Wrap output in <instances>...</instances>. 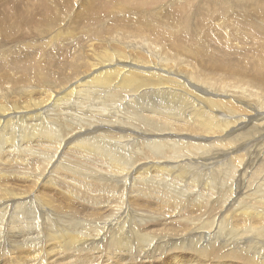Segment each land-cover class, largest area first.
Masks as SVG:
<instances>
[{
  "label": "bare ground",
  "instance_id": "1",
  "mask_svg": "<svg viewBox=\"0 0 264 264\" xmlns=\"http://www.w3.org/2000/svg\"><path fill=\"white\" fill-rule=\"evenodd\" d=\"M219 25L223 27L224 24ZM128 47V44L123 43L120 50H113L114 55L108 50L95 52L90 56L81 51L80 61L85 65L84 68L87 67L88 75L91 77L87 81L78 82L73 88H58L64 94L53 103L51 99L45 101L48 104L52 103L54 111L50 109L43 112L47 115L46 119L31 128L30 136L14 135L9 129L10 126H17L22 117L13 116L8 120L4 119L12 114L17 115L20 112L18 108L21 107L17 104L20 102L19 98L21 100L29 96H20L18 92L17 98L20 96L18 101H12L11 96L16 94L15 90L20 87H13L20 84L19 78L14 77L13 74L0 78V154L9 152V145L14 141L13 148H18L19 153L24 150L27 157L7 155L4 162L32 164L40 148L46 162L39 170L31 171V175L27 177L30 181L28 186L15 187L14 190L1 189L7 196L0 197V264H100L101 262L103 264L120 262L121 264L123 262L209 264L207 263L210 262L209 253L217 248L228 256V259L230 255L237 254L243 257L245 264H264V229L261 226H253L252 223L253 220L264 219V183L258 185L251 194L247 195V192H244L235 199L226 197L232 190L231 184L229 183L227 187L229 194L224 195L222 194L226 190L223 189L224 180L217 178L221 174H233L232 170L237 168L233 166L235 165L233 160L224 162L226 166L223 169L213 164L215 165L213 171L217 176L201 174L208 169L204 162L219 163L226 159L224 157L228 156V151L219 152L216 145L228 139L231 133L244 127L245 121L252 125L251 132L264 131V106L252 105L251 101L249 104L246 102L251 115L244 117L240 113L238 116L239 112L228 108L231 106L227 107L220 100L214 99L215 96L224 95L235 100V96H239L237 90L236 94L234 91L231 92L232 88L229 92H221L208 84L209 81L203 82V85L194 82L192 79L194 73L185 74L184 72L185 76H181L176 69V71L171 70L175 67L166 68L164 64L167 65L170 61L164 63L166 57L159 53L156 45L153 43L149 45L147 37L141 36L138 40V49L148 54L146 59L142 60L135 53L128 52ZM174 50L173 53H176V49ZM160 51L163 52L161 49ZM259 63H261L260 60ZM227 67H224L226 71H228ZM69 72L70 78L87 76L85 70L80 73L81 66ZM249 80H254V83L257 82L264 89L261 79L254 77ZM54 81L48 84H54ZM229 81L226 83L229 84ZM180 87L187 100L182 102L180 114L169 115L170 111L175 110L173 97L177 95ZM240 87L236 86L241 91ZM248 92L247 89L246 93ZM260 93L259 95H262ZM249 95L247 98L251 97ZM246 96L244 95L245 98ZM26 104L28 107H37L40 99L39 97L29 99ZM74 111L80 112L79 121L82 126L93 127L91 139L85 133L71 129L67 119L73 117ZM48 122L56 124V129L53 130L56 136L46 135L43 131ZM185 128V134H190V137L179 134ZM47 129L52 131V126L47 125ZM97 130L100 132L96 133ZM197 132L205 135L197 137L201 135H196ZM217 132L224 134V137L209 143L210 136L216 135ZM257 134H260V139L264 138V133ZM175 136L180 139L176 140ZM57 137H60V140L56 142L54 138ZM18 139L22 142L16 144ZM183 140H190L194 144ZM248 141L252 142V138ZM110 143L113 147H110ZM63 150H68L76 158L73 163L81 169L64 166L63 157H59ZM93 158L106 166L110 172L109 176L102 177L91 172L86 163L92 162ZM55 163L56 165L53 166ZM50 169L53 176L48 175ZM148 169H155L159 177L166 178L170 182L168 191L179 202L185 199L187 187L194 186L197 180L204 181L208 191H213L215 186H220L221 190L219 188L220 193L215 197L214 206L223 209L227 206L232 208L236 203L237 207L231 210V216L234 218L241 216L249 224L252 223L242 229L245 236L238 238V233L235 234L236 229L229 223L230 217L219 222V218L213 216L211 208L207 210V213L213 217L210 221L192 229L181 220L185 225L167 231L163 236L167 238L163 240H159L160 236L157 233L148 230L144 232L141 227L146 220L138 221L136 226H131L126 231L123 228L122 219L143 218L142 211L150 212L151 216L156 217L155 220L159 219L152 214L155 213L154 205L156 204L154 203L152 207L151 201L140 197L139 191L143 189L148 193L146 198H154L150 187L158 186L154 185L156 181L153 176L156 175L148 174L146 171ZM42 180L43 184L52 191L62 193L64 196L63 201L49 198L53 203H57L53 216H45L46 210L38 208L31 198L14 200L15 197L35 190ZM102 180L118 191L122 203L112 205L110 201L99 202L95 192L102 190L103 187L109 190L102 185ZM173 180H177L178 183L172 182ZM180 183L184 186H180ZM140 185L144 188L139 187ZM134 190L136 203H125L129 199V193L132 194ZM155 200L158 201V199ZM254 200L262 207L254 206ZM187 202H194L200 208L202 207L200 198L193 199L187 196ZM227 211L229 209L220 212L223 215ZM60 215H65L64 219H61ZM93 219H95L94 222ZM254 231L256 232L254 235L246 234H252ZM234 246H237L238 251L233 250ZM219 260L222 261V258L218 259V263Z\"/></svg>",
  "mask_w": 264,
  "mask_h": 264
},
{
  "label": "rangeland",
  "instance_id": "2",
  "mask_svg": "<svg viewBox=\"0 0 264 264\" xmlns=\"http://www.w3.org/2000/svg\"><path fill=\"white\" fill-rule=\"evenodd\" d=\"M219 24H224L223 27L225 26V28ZM263 32L264 0H0V78L10 74L19 78L18 81L20 84L13 87H20L15 90L16 94L11 96L12 101H18L20 96H29L21 100L19 98L21 103L18 102L17 104L21 105V107L18 108L20 112L17 115L12 114L4 117V119L8 120L13 116L22 117L21 122L17 126H10L9 129L14 135L21 134L23 136H30L31 128L35 124H39L41 120L46 119L47 115L43 112L50 109L53 110V101L64 94L58 88L68 87L70 89L75 87L78 82L87 81L91 77V75H88L87 67L84 68L85 65L80 61L81 51H84L89 56L95 52L105 50L113 54V50H120L123 43H126L129 45L128 52H133L138 58L144 60L148 57V54L138 49V40L141 36L149 39V45L153 43L159 48V53H162L166 57L164 63L170 61V64H164L166 68L171 69L175 67L171 70H177L181 73V76H185L186 73H194L192 75L194 82H199L203 85V82L207 83L209 81L208 84L221 92H229L231 88V92L234 91V94L238 91L237 94L239 96L236 95L235 100L227 98L230 96L224 95L215 96L214 99L220 100L227 107L231 106L228 108L239 112L237 113L238 116L241 113L244 117H248L251 115L248 107L250 101L252 105L258 104L257 106H264L263 87L257 82L254 83V80H249L255 77L258 80L261 79V83L264 84ZM201 41H204L206 44L203 45L204 43L202 42V44ZM174 49H176V53H173L175 51ZM179 51L180 54H178ZM170 56H173V58ZM170 58L174 60L171 61ZM259 60L261 63H259ZM14 64L16 65L14 66ZM77 66H81L80 73L85 70L87 76L81 75L70 78L69 75L71 74L69 71L76 70ZM218 67L220 68L218 69ZM224 67H227L228 71ZM244 71L246 72L244 73ZM252 71L255 73L254 76ZM199 74L200 76L204 75L206 77H200ZM92 76L95 77V75ZM205 78L207 80H204ZM216 78L218 79L216 80ZM224 80H230L229 84ZM52 81H54V84H48V82ZM235 81L243 84H238ZM234 84L237 87L242 86L243 89L240 87V91ZM248 86L251 87L248 88ZM247 89L249 91L248 93H246ZM18 92L20 96L17 98ZM242 92L245 93L242 94ZM247 94H250L251 97L247 98ZM244 95H247L246 98ZM184 96L180 87L177 95L173 97L175 110L170 111L169 115H178L181 113L182 102L187 100ZM37 97L40 99V104L37 107H28L26 101ZM244 98L249 101H246ZM48 99H51L52 103L48 104L45 102ZM79 116L80 112L74 111L73 117L67 119L71 124V129H77L78 132L85 133L91 139L90 134L94 132L93 127L82 126L79 121ZM243 124L246 127H241L238 131L231 133L229 135L230 138L228 137L222 143L219 142L217 144L215 142L219 152L228 151V156L224 157L226 159L219 163L213 161L204 162L207 164L208 169L205 172H201L203 176L211 174L217 176L215 171H213L215 167L213 164L223 169L226 166L224 162L233 160L232 162L235 164L233 166L237 167L232 170L233 174H221L217 178L221 181L224 180L223 189L226 190L222 194L226 195V193H230L226 197H234L235 199L237 196L240 197L244 192H247V195L251 194L252 191L256 190L258 185L264 183V138L260 139V134H257H262L264 131L260 130L257 133L251 132L252 125L247 123V121ZM47 125L52 126V131L47 129ZM45 126L46 128L43 131L46 135L56 136L53 133V130L56 129V124L48 122ZM185 130L186 128L179 134H185ZM243 131L245 132L243 133ZM99 132L100 130H97L96 133ZM200 132L195 134L203 133ZM185 135L187 137L190 134L186 133ZM202 135L205 134L197 137ZM223 137L224 134L221 135V133L217 132L216 135L213 134L210 136L209 143ZM174 138L176 140L180 139L176 136ZM251 138L252 142L248 141ZM54 139L57 142L60 140V137ZM183 141L194 144L190 140ZM13 142L9 145V152L0 154V159L4 157L2 161L0 160V179L2 182H0L2 186H0V197L7 196L6 193H2L1 189L3 190V188L4 190L6 188L8 190H14L15 187L28 186L30 181H28L27 177L31 175V171L39 170L46 163L42 157L41 148L35 155V160L32 164L28 162H4L7 155L9 157L20 155L27 158L24 150V152L19 153L18 148H13ZM18 142L22 141L18 139L16 144ZM109 145L113 147L111 143ZM61 156L64 159V166L80 168V166L73 163L76 158L68 150H63L59 157ZM239 159L243 161L239 162ZM92 160V162L86 163V166L90 168L92 173L102 177L110 175V172L102 162L94 158ZM250 160L253 162L251 163ZM55 165L56 163L53 166ZM146 171L152 176L156 175L153 176L155 178L154 181H156L154 185L158 186L150 188L152 190L151 194L158 201L152 197L146 198L148 193L143 191V189L139 191L140 197L151 201V206L154 203L156 204L154 205L156 208L155 213L152 214L158 216L159 219L155 220L156 217L151 216L150 212L142 211L143 218L122 219L123 228L126 231L131 226H136L138 221L143 222V220H146L141 227L144 229V232L148 230L152 233H157L160 236L159 240H163L167 238L163 237L167 231L185 225L181 220L188 224V228L192 229L210 221L213 217L207 213L208 208H211L213 216L219 218V222L230 217L229 223L232 228L234 227L236 229V232H234L235 234L238 233V238L245 236L242 233V229L252 223L253 226H261L264 229V219L253 220L249 224L241 216H236L235 218L231 216V210L237 207L236 203H234L232 208L228 206L224 209L222 207H215V197L220 193L218 191L220 186H215L213 191H208L206 183L202 180H197L194 186L187 187L188 190L185 193V199L183 202H179L168 191L170 188L168 184L170 182L166 178L159 177L155 169H148ZM48 175L53 176L51 169ZM172 182L178 183L177 180H173ZM101 183L108 187L110 191L105 187L102 190L99 189L96 191L95 195L99 198V202L110 201L112 205L122 203V199L119 198V193L116 189L106 185L104 180ZM229 183L231 184L232 190L228 193L227 187ZM180 186L184 185L180 183ZM139 187L144 188L142 185ZM134 194L135 190L132 194L129 193V199L125 203H136L134 201ZM187 196L193 199L200 198L202 207L200 208L194 202H187ZM25 197L35 201L38 208H44L46 210L45 216H53L57 205V203H53L49 198L62 201L64 199L62 193L52 191L48 186L43 184V180L37 184L35 190L29 194L15 197L14 200H20ZM218 202L220 203L219 200ZM253 203L256 207H262L255 200ZM161 207L163 208L162 210L159 209ZM164 209L166 211L163 213ZM225 209H229V211L222 215L220 211ZM169 211L171 212L169 213ZM64 216L60 215L61 219H64ZM79 218L82 219L83 217ZM185 218L186 220H183ZM94 220L92 221L94 222ZM224 229H227V227L225 226ZM246 234L251 236L256 234V232ZM233 250L238 251L237 246H234ZM209 254L211 255V257L210 255L208 257L210 258V262H207L209 264H212V262L217 264L219 258H222V261L219 260L218 264H245L243 257L233 254L228 259V256L223 254L218 248ZM194 257H196L195 254ZM5 260L7 262V259ZM100 264L103 263L101 262ZM117 264H121V262Z\"/></svg>",
  "mask_w": 264,
  "mask_h": 264
}]
</instances>
